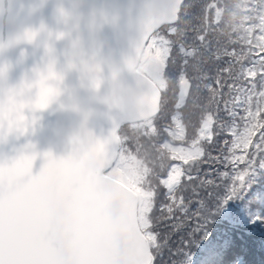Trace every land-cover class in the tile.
Returning a JSON list of instances; mask_svg holds the SVG:
<instances>
[{"label": "snow or ice", "instance_id": "1", "mask_svg": "<svg viewBox=\"0 0 264 264\" xmlns=\"http://www.w3.org/2000/svg\"><path fill=\"white\" fill-rule=\"evenodd\" d=\"M189 7L184 0H166L161 21L145 33L144 47L157 65L160 86L147 119L136 131V154L125 145L127 135L116 132L91 161L70 156L42 165L32 155L0 150V264H158L166 251L170 257H181L171 264H242L239 256L226 259L234 242L223 226L264 223V56L253 55L256 49L264 52V0L203 5L192 44L157 32L164 25L176 37L184 36L177 25ZM229 29L247 45V52L212 51L210 35L215 31L230 35ZM177 45L184 67L178 77L169 78L165 68ZM205 55L232 59L228 68L217 69L218 87L205 86L211 95L207 104L196 105L203 115L190 145L177 147L173 141L186 138L182 109L190 91H199L187 67L190 60L196 61L193 67L199 71ZM241 59L250 66L241 64L234 70ZM222 72L240 82L228 85L231 100L224 101L230 124L213 111V106L219 111L220 88L226 83L220 79ZM170 84L179 89L172 123L157 127L154 121L163 117L162 93ZM237 120L242 121V131ZM214 123L233 137L225 141L230 145L227 155H206L203 143L212 141ZM139 136L148 138L154 156L148 151L140 155L145 146ZM3 139L0 136V143ZM166 159L177 162L165 168ZM206 160L230 165L231 170L212 173L215 179H198L199 166ZM160 188L165 189L162 200ZM197 188L203 198L192 213L186 192L198 195ZM116 205L118 213L113 211ZM193 216L195 227H186ZM180 233L177 242L174 236Z\"/></svg>", "mask_w": 264, "mask_h": 264}, {"label": "clouds", "instance_id": "2", "mask_svg": "<svg viewBox=\"0 0 264 264\" xmlns=\"http://www.w3.org/2000/svg\"><path fill=\"white\" fill-rule=\"evenodd\" d=\"M165 5L0 0V150L91 161L114 132L138 131L160 86L144 36Z\"/></svg>", "mask_w": 264, "mask_h": 264}, {"label": "trees", "instance_id": "3", "mask_svg": "<svg viewBox=\"0 0 264 264\" xmlns=\"http://www.w3.org/2000/svg\"><path fill=\"white\" fill-rule=\"evenodd\" d=\"M213 2H220V3H239L241 0H184L185 4L191 5L192 7H189L187 9V15L182 18V21L177 25L182 32L184 33V36L182 37H176L171 32L167 31L165 26H162L158 30H163L164 34L161 36H164L167 39H179L181 42L192 44V37L196 34L195 29L199 23V21L196 19L197 16L201 14V7L208 3ZM211 22L213 26H215V20H214V13H209ZM224 25H221L223 27ZM157 30V31H158ZM230 35L221 34L219 31L213 32L209 39L212 41V51L215 52L217 48H227L229 52H232L234 49L236 52H247V45L244 44L242 41L238 39V36L236 33H231V30L229 29ZM254 35H258V33H254ZM235 41V43H230L229 41ZM147 43H150L148 41ZM253 55L256 56H264V52H259L258 49H256L253 52ZM232 59L229 56H223L220 60H216L214 57L210 58L209 56L205 55L202 57L203 64L201 65L200 70L198 71L193 65L196 63V61H189V66L187 67V75L193 79L194 83L199 84V91L195 92L190 91V95L188 98V103L185 108L182 109L183 115H184V123L186 125V138L185 140H175L173 141L174 145L177 147H185L187 148L191 140L194 136V127L198 128L200 126V119L203 115L201 108L197 107V104L205 105L207 104V99L211 95L209 90L205 87L208 84H211L213 88H217L218 85L215 83L214 78L218 75L217 69H225L229 67L228 61ZM175 61V64L172 62ZM241 64L249 65V62L247 59H241L239 63L234 64V70H239L241 67ZM250 66V65H249ZM183 58L181 57L179 53L178 45L173 47L172 52L169 55L168 64L165 68V73L169 78L178 77L180 70L183 68ZM220 79L222 82L226 81L223 88H220V92L223 94L219 97L220 100V106L219 111H215V106H213V111L215 115H218L221 117V120L223 123L230 124L231 119L228 116V114L224 111V101H230L231 96L228 92V85H232L233 87H236L238 83L237 81H234L233 79L228 78V73L222 72L219 74ZM203 77V78H199ZM199 78V79H197ZM178 85L176 87H173L172 84L169 85V88L166 90L165 93H162V99L164 100V104L162 107L163 117L160 120L157 119L154 121L157 125V127H160L162 125L171 124V116L175 112V97L178 95ZM199 98L198 100L196 98ZM229 107H231V104H229ZM168 108V113L165 115V112ZM239 114L242 116L244 115L242 109H237ZM157 116L160 117L161 114L157 113ZM237 123L241 125L240 131L243 130L242 127V121L237 120ZM128 128H122L120 130V133L123 135L124 132ZM213 135H212V141L208 143H203V146L205 148L206 155L210 154L211 157H220L223 155H227V148L230 145H225V141H231L233 137L227 130L221 129L218 126V123H214L213 129H212ZM150 153L152 152V147L150 146L147 150ZM177 161H172L166 159L165 168H167V165L169 163H176ZM242 167V165H241ZM231 166L225 167L221 163H219L216 160H206L205 162L201 163L199 166V172L200 176L198 179H215L216 177L212 175V173H218L223 171H230ZM208 173L209 175L205 176L204 174ZM193 176H196V173H193ZM219 182V181H218ZM161 193L160 199H163V192L165 189L160 188L159 189ZM198 195H192L190 191L186 192V195H188L191 198L192 203L189 205L190 210L192 213H195L197 204L196 202L203 198V194L200 193V189L197 188ZM159 203V202H158ZM258 207L256 205L253 206ZM156 215H159V212H156ZM219 223V222H218ZM251 226V227H250ZM188 228L195 227V217L193 216L191 218V221L189 224L186 225ZM254 230H252V229ZM223 230L227 232V234L231 237V239L234 242V247L230 251V253L226 256V259L229 261H232L235 259V257L239 256L242 264H264V223L257 221L255 223L248 222V223H239V222H227L226 226H223ZM183 235V233H180L177 236H174V240L177 242L180 239V236ZM232 235V236H231ZM176 245H173V251L175 250ZM191 251H197V249L192 248ZM181 259L179 256H169L167 251L165 252L163 259L158 260V264H171V260H178Z\"/></svg>", "mask_w": 264, "mask_h": 264}, {"label": "rangeland", "instance_id": "4", "mask_svg": "<svg viewBox=\"0 0 264 264\" xmlns=\"http://www.w3.org/2000/svg\"><path fill=\"white\" fill-rule=\"evenodd\" d=\"M157 32H159L160 35H163V34H164L163 30H158ZM167 113H168V108H167V110H166V112H165V115H167ZM159 120H160V123H161V121H162L161 118H160ZM118 134L121 135V136H125V135H127L128 139L125 141V145H126V147H128L130 150H132L133 154H136L137 142H136V139H135L134 137L137 136V133L134 132L133 130H131L130 128H128V129L124 132L123 135L120 133V131L118 132ZM139 143H140L141 145H144V146H145V147L142 148L141 151H140V155L143 156L145 150H147V149L151 146V144L149 143L148 138H146V137H144V136H139ZM152 143H155V141L153 140ZM149 152H150V149H149ZM151 155H153V156L155 155L154 150H152ZM164 164H166V160L164 161Z\"/></svg>", "mask_w": 264, "mask_h": 264}, {"label": "water", "instance_id": "5", "mask_svg": "<svg viewBox=\"0 0 264 264\" xmlns=\"http://www.w3.org/2000/svg\"><path fill=\"white\" fill-rule=\"evenodd\" d=\"M162 26H164V25H161L160 28H161ZM157 30H158V29H157ZM147 42H148V41H147ZM147 42H146V43H147Z\"/></svg>", "mask_w": 264, "mask_h": 264}, {"label": "bare ground", "instance_id": "6", "mask_svg": "<svg viewBox=\"0 0 264 264\" xmlns=\"http://www.w3.org/2000/svg\"><path fill=\"white\" fill-rule=\"evenodd\" d=\"M250 227H251V226H250ZM251 229H252V228H251ZM252 230H253V229H252ZM254 230H255V229H254ZM254 230H253V231H254ZM263 235H264V234H263ZM231 236H232V235H231Z\"/></svg>", "mask_w": 264, "mask_h": 264}]
</instances>
